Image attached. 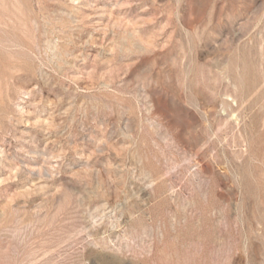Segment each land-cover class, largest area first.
<instances>
[{"label": "rangeland", "instance_id": "374dc122", "mask_svg": "<svg viewBox=\"0 0 264 264\" xmlns=\"http://www.w3.org/2000/svg\"><path fill=\"white\" fill-rule=\"evenodd\" d=\"M0 264H264V0H0Z\"/></svg>", "mask_w": 264, "mask_h": 264}]
</instances>
